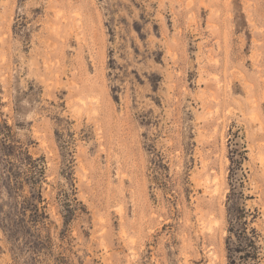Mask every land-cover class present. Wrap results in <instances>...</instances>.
Segmentation results:
<instances>
[{"label": "rangeland", "instance_id": "374dc122", "mask_svg": "<svg viewBox=\"0 0 264 264\" xmlns=\"http://www.w3.org/2000/svg\"><path fill=\"white\" fill-rule=\"evenodd\" d=\"M0 129V264H228L233 207L264 264V0H0Z\"/></svg>", "mask_w": 264, "mask_h": 264}, {"label": "trees", "instance_id": "16d2710c", "mask_svg": "<svg viewBox=\"0 0 264 264\" xmlns=\"http://www.w3.org/2000/svg\"><path fill=\"white\" fill-rule=\"evenodd\" d=\"M9 151L4 138H0V227L7 238L18 246L23 243L29 244V239L35 236L32 228H35L40 221L37 213L39 208L28 197L20 199L24 185V180H21L20 176L23 168L18 170ZM22 162L31 171L32 175L29 178L33 191H36L44 174V168L38 160L27 159ZM30 206L34 207L30 216V221L34 225L26 219L27 207ZM245 212L244 208H229L228 264H260L261 261L259 234L256 229L249 228Z\"/></svg>", "mask_w": 264, "mask_h": 264}]
</instances>
